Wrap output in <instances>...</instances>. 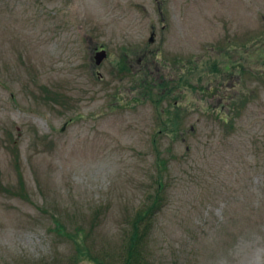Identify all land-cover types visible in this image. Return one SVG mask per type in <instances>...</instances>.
Returning <instances> with one entry per match:
<instances>
[{"label": "rangeland", "instance_id": "rangeland-1", "mask_svg": "<svg viewBox=\"0 0 264 264\" xmlns=\"http://www.w3.org/2000/svg\"><path fill=\"white\" fill-rule=\"evenodd\" d=\"M158 194L145 263L264 264V0H0V264H123Z\"/></svg>", "mask_w": 264, "mask_h": 264}, {"label": "trees", "instance_id": "trees-1", "mask_svg": "<svg viewBox=\"0 0 264 264\" xmlns=\"http://www.w3.org/2000/svg\"><path fill=\"white\" fill-rule=\"evenodd\" d=\"M168 123V122H167ZM177 125L179 126V123L177 124V122L175 123V128H171V132H166L167 134H179V130H178V127ZM166 127V130H169V126L168 124H166L164 126V128ZM160 184V192H162V190L164 189V186L162 183H159ZM154 208H150L148 210V213L145 214L144 212H141L137 215V217L135 218L134 222H132V225H133V231L130 235V238L128 240V243L126 244L125 246V258H124V261H123V264H147L144 262V260L147 258V256L145 255L144 251H143V244H142V241H143V233L142 231H140V225L143 223V224H146V229L150 227V225H152V216H153V212L155 209H159L160 205H161V201H162V198L161 196L158 194L154 199ZM148 219V220H147ZM57 220V223L59 225V227H61L60 229V232L61 234H64L62 233L63 232V225L62 223L58 220ZM83 230H80L79 233H77L75 236L73 235H70L69 237L72 239V241L76 244V246L78 247V251L80 254V256H84V257H87L89 258L91 261H93L94 263L96 264H105L104 261H101L99 258L95 257L94 255H92L88 248L83 246L80 242V240H83L84 237L86 236L85 234L83 235Z\"/></svg>", "mask_w": 264, "mask_h": 264}, {"label": "water", "instance_id": "water-1", "mask_svg": "<svg viewBox=\"0 0 264 264\" xmlns=\"http://www.w3.org/2000/svg\"><path fill=\"white\" fill-rule=\"evenodd\" d=\"M150 42H154V35H152L151 39H150ZM107 58V52L104 50V51H101L99 53L96 54L95 56V61H96V65L97 66H100L102 64V62ZM65 128H63L64 130Z\"/></svg>", "mask_w": 264, "mask_h": 264}, {"label": "flooded vegetation", "instance_id": "flooded-vegetation-1", "mask_svg": "<svg viewBox=\"0 0 264 264\" xmlns=\"http://www.w3.org/2000/svg\"><path fill=\"white\" fill-rule=\"evenodd\" d=\"M97 50H99V48H98ZM97 50H96V51H97Z\"/></svg>", "mask_w": 264, "mask_h": 264}]
</instances>
